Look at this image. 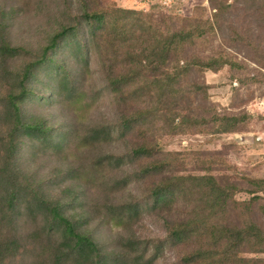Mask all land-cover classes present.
<instances>
[{
	"label": "trees",
	"instance_id": "trees-1",
	"mask_svg": "<svg viewBox=\"0 0 264 264\" xmlns=\"http://www.w3.org/2000/svg\"><path fill=\"white\" fill-rule=\"evenodd\" d=\"M211 1V18L113 5L88 10L84 5L69 22L61 20L35 50L31 45L11 43L8 21L12 12L8 14L0 7V120L4 129L0 135V230H7L0 236V264H6L23 248L19 230L21 224L28 223L32 225L28 237L33 250L44 256L34 264H153L165 242L196 243L182 257L184 264L264 261L242 254L264 253V226L250 219L254 205L263 197L231 200L234 186L222 184L214 175L180 173L181 153L159 146L162 135L200 132L207 125H211L212 134L235 132L245 120L246 114L217 112L216 105L206 100L207 85L191 76L206 70L215 72L226 65L239 68L241 62L236 56L221 43L210 47L211 41L217 38L223 16L231 10L241 9L243 16L252 15L264 26V0ZM66 8L71 11L70 4ZM243 28L231 25L228 40H245L264 55L250 39L251 31L248 36L241 35ZM16 59L23 62L10 68L9 62ZM94 63L101 77L95 85L91 84ZM104 92L118 104L124 103L127 111L117 121L89 124L83 131L74 122L53 129L25 111L28 102L69 105L75 115L80 113L74 117L76 123H83L82 114ZM78 102L79 110L74 106ZM135 131L140 133L141 142L126 152L97 155L85 167L91 166L96 172L120 170L142 160L130 171L133 174L129 172L114 184L127 186L138 175V180L159 179L149 190V197L105 203V213L119 219L118 224L139 217L142 207L156 210L170 206L176 196L188 195L194 202L185 206L181 218H173L170 212L164 241L151 246L149 240L120 235L113 247L106 248L87 226L86 211L73 206L78 186L87 180L84 173L77 165L58 172L57 176L69 182L66 200L50 196L42 187H33L21 165V148L25 145L28 151L37 143L39 148L62 151L73 142L76 150L85 149L119 141ZM229 203L234 204L230 209L237 210L236 216L250 214L248 222H226ZM258 206L264 214V203Z\"/></svg>",
	"mask_w": 264,
	"mask_h": 264
},
{
	"label": "rangeland",
	"instance_id": "rangeland-1",
	"mask_svg": "<svg viewBox=\"0 0 264 264\" xmlns=\"http://www.w3.org/2000/svg\"><path fill=\"white\" fill-rule=\"evenodd\" d=\"M232 2V0H227ZM71 5V11H66V5ZM211 0H0V7L8 14L12 12L9 19L8 30L9 40L14 45L32 46L37 49L44 44L59 22L70 21L71 15L79 14L82 6L88 10L100 5L122 6L126 8H143L163 11L167 14L184 16L208 17L214 10L211 8ZM242 26V36L250 39L264 50V26H262L252 15L243 16L241 9L231 10L221 20L217 38H213L210 47L216 44H223V48L237 57L241 62L239 68L224 66L218 71L206 70L197 75L196 78L207 85V102L215 104L219 113L233 115L246 114L245 120L240 124V130L235 132L212 134L211 125L203 127L200 132L186 131L176 134L162 135L158 137L159 146L164 151H177L181 153L183 161L178 165L182 174H209L214 175L222 184L232 185L235 192L231 200L247 201L252 196L263 197L254 205L253 213H241L236 216L237 210L232 212L233 203H229V212L224 218L226 222L240 224L247 220H256L264 226V214L259 210V204L264 203V55L258 54L247 41H229V27ZM23 59H16L9 62L10 68L20 66ZM65 63V62H63ZM93 78L91 84L100 82L99 66L94 63L92 66ZM98 73V74H97ZM42 73H40V76ZM3 87L0 83V94ZM199 102V99H196ZM78 110L81 103L74 105ZM26 113L31 112L38 116V120L44 121L52 128L64 124H71L83 131L89 124L97 122H113L127 111L124 103L118 104L106 92L102 93L97 103H92L88 112L83 113V123L75 121L80 113L74 114L69 105H42L28 102L25 108ZM81 112L82 109L80 110ZM1 118V117H0ZM55 131V130H54ZM4 129L0 120V135ZM138 131L129 134L124 139L103 145L88 147L76 150L74 143L70 142L66 149L53 151L39 148L36 144L28 151L25 145L21 153L22 168L30 177L33 187L40 186L46 190L48 195L53 197L63 196L66 200V188L69 182L63 177L57 176L72 165H77L87 180L78 186V198L74 200L75 209L86 211V222L94 236L106 248L116 244L120 235L124 237H136L141 240H149L151 246L166 238L167 229L165 220L170 218H181L184 215L185 206L192 205L188 195L177 197L170 206L156 210L149 207H142L139 217L126 223H116L119 219L105 213L104 204L117 203L119 201L143 200L149 197V190L159 179L149 177L137 180L127 186L114 184V181L121 180L133 168L139 167L143 161L138 160L130 167L120 170L108 168L96 172L93 167H85L90 160L97 155L106 153L126 152L130 147L141 142ZM91 164V163H90ZM133 174V172H130ZM130 176H135V175ZM143 176V175H142ZM40 181V182H38ZM171 207V211L168 208ZM79 211V210H78ZM22 220H25L23 217ZM32 230L31 223L21 224L19 232L23 239L20 243L23 248L16 256H11L6 264H34L43 260L44 256L33 250V241L28 237ZM0 236L6 235L7 230H0ZM192 244L173 245L165 242L161 248L158 259L153 264H184L182 257L195 246ZM247 257H259L264 259V253H242ZM260 264H264V261Z\"/></svg>",
	"mask_w": 264,
	"mask_h": 264
},
{
	"label": "built area",
	"instance_id": "built-area-1",
	"mask_svg": "<svg viewBox=\"0 0 264 264\" xmlns=\"http://www.w3.org/2000/svg\"><path fill=\"white\" fill-rule=\"evenodd\" d=\"M164 1H167V0H164Z\"/></svg>",
	"mask_w": 264,
	"mask_h": 264
}]
</instances>
